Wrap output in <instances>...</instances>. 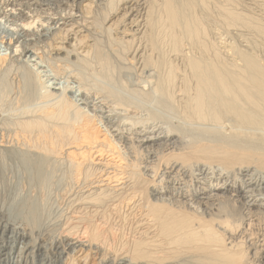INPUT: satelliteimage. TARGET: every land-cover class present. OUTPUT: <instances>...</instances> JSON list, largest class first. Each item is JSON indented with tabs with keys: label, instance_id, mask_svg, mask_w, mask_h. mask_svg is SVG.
Masks as SVG:
<instances>
[{
	"label": "bare ground",
	"instance_id": "6f19581e",
	"mask_svg": "<svg viewBox=\"0 0 264 264\" xmlns=\"http://www.w3.org/2000/svg\"><path fill=\"white\" fill-rule=\"evenodd\" d=\"M0 17L42 27L15 23L0 69L54 49L48 66L68 71L80 95L20 75L11 108L21 116L0 122V264H10L7 234L11 247L32 239L33 214L54 201L65 235L50 243L56 259L24 243V253L43 248L38 264H58L83 239L95 264H264V207L246 204L240 176L254 167L248 182L264 183V0H0ZM67 24L84 33L69 38ZM97 105L123 114L112 122ZM121 121L160 122L164 135L126 133ZM213 167L211 183L194 175L217 176ZM12 177L26 196L9 190ZM25 198L38 206L29 214Z\"/></svg>",
	"mask_w": 264,
	"mask_h": 264
},
{
	"label": "rangeland",
	"instance_id": "374dc122",
	"mask_svg": "<svg viewBox=\"0 0 264 264\" xmlns=\"http://www.w3.org/2000/svg\"><path fill=\"white\" fill-rule=\"evenodd\" d=\"M88 4V1H85V2H83L82 3V5H83V8H81V11H83V10H85V7H86V5ZM9 8V7H8ZM25 11V13H26V11H28V9H24ZM67 11V10H66ZM72 12H76V10H73ZM42 16H44V15H42ZM57 16V15H56ZM110 16H113V15H110ZM12 19V20H11ZM9 18V20H7V18H2L1 19V17H0V54H10V52H11V56L13 55V53H12V50L14 49V46L17 44H15V45H13L12 47H9L10 45H8V42H9V38L11 39V40H15V38H16V36H17V34H13V33H15L16 31H15V23H16V26H17V28H20V27H23L24 25H23V23L22 22H20V21H16L17 19H13V18ZM39 23H35L32 27H28V29L26 28V26H24L23 28H26L27 30H32L33 28L35 29V27H37V25H38ZM49 24V27L50 28H52V27H57V26H60V24H56V25H54V24H50V23H48ZM44 25V27L45 26H47V23H44L43 24ZM72 26V27H71ZM39 28V29H38ZM65 29H64V33H66V34H68L69 33V38H70V36H71V34L73 33V32H75V31H77V34L79 33V35H82L84 32H83V29L82 28H77V26L76 25H72V24H67L65 27H64ZM37 29L38 30H40V29H42V27H37ZM81 29V30H80ZM11 30H13V31H11ZM14 35V36H13ZM225 35V38H227V39H230L229 38V36L230 35H228V36H226V34H224ZM232 35V34H231ZM10 36V37H9ZM13 37H15V38H13ZM57 42H59V41H57ZM57 44L55 43L54 44V46H56ZM245 43H242L241 44V48H246L245 46ZM44 47V46H43ZM41 47L40 49H42V50H44V48L48 51V48L47 47ZM46 50H44L43 52H45V54L43 55L44 57H43V59H47L48 60V62H47V60L45 61L44 60V62L43 61H40L38 58H37V56L36 55H32L31 54V56H30V53L27 55V57L29 58V61H27V62H24V61H22V62H20V61H9V62H7V65L5 66V68L6 69H4V67L3 68H1L2 70H3V72H2V70L0 69V116H1V118H0V122H1V119H2V121L4 122L5 120V122H9V121H13V120H15L16 119V117H19V116H21V115H19V114H15L14 113V110H12V108L15 106L16 107V99L18 98V97H20L21 95H19V88H20V84H21V82H20V80L22 79V77H20V75H21V73L23 72V71H26V69L27 70H29V69H31V70H29V71H31L32 73H38L39 74V76L41 77V79H42V81H43V84H45V86L46 87H48L49 89L50 88H62L65 84V86H70L69 87V89H71V93H69V95L74 99H76L75 101L76 102H78V103H80V101H79V99H80V95H79V91H77V83L75 82V80H73L71 77H68V71H66V73H64L65 75H67L65 78H64V76L65 75H59V76H56V74H54V72H53V68H51V67H49L48 66V63H49V61H50V64L53 62V60H51L53 57H51V53H55V50L53 49V50H51V53L50 54H48L47 52H46ZM81 49H79V51H80ZM223 50V49H222ZM57 53V52H56ZM258 54H261L260 53V51H259V53ZM264 54V51L262 52V55ZM30 56V57H29ZM45 57H47V58H45ZM48 58H50V59H48ZM63 60V59H62ZM62 60H60V61H62ZM66 60V59H65ZM67 60H70L69 61V63L68 64H75L74 62H72L73 61V59L72 58H70V59H67ZM64 61V60H63ZM38 62V63H37ZM43 62V63H42ZM42 63V64H41ZM47 63V64H46ZM61 63V65H66V61H64V62H59V64ZM13 64V66L11 67V65ZM35 64V65H34ZM49 64V65H50ZM7 66H9V68L7 67ZM12 69H11V68ZM264 67V66H263ZM8 68V69H7ZM49 68V69H48ZM78 68V67H77ZM9 69H11L10 71H9ZM23 69V70H22ZM52 69V70H51ZM6 70H8L7 72H6ZM17 70V71H16ZM46 70V71H45ZM18 72V73H17ZM6 73V74H5ZM10 73V74H9ZM15 74V75H14ZM48 74V75H47ZM11 76V77H10ZM16 76V77H15ZM51 76V77H50ZM8 77V78H7ZM68 77V78H67ZM54 78V79H53ZM67 78V80H65ZM18 80L19 82H17L16 80ZM59 80V81H58ZM13 83H12V82ZM66 81H67V83H66ZM74 81V82H73ZM5 83V84H4ZM19 83V84H18ZM7 85V86H6ZM9 85V86H8ZM18 85V86H17ZM59 85V86H58ZM5 88H4V87ZM52 86V87H51ZM11 87V88H10ZM18 89H17V88ZM3 89H7L6 91L7 92H4V93H6V94H4V95H2L3 94V91H1V90H3ZM10 89V90H9ZM15 89H17L18 90V92H17V90H15ZM30 90H31V88H30ZM73 90V91H72ZM76 90V91H75ZM10 91H12V92H10ZM31 92V91H30ZM33 92H35L34 90H32V93ZM23 93V92H22ZM24 93L26 94V91H24ZM38 94V91H36L35 93H33V95L34 96H36ZM24 95V94H23ZM32 95V94H31ZM25 96V95H24ZM33 96V97H34ZM32 98V97H31ZM10 100H14V101H10ZM36 101V100H35ZM38 101V100H37ZM37 101L35 102V104L37 103ZM12 104H14V102H15V105H12ZM11 104V105H10ZM10 105V107H8ZM19 105V104H18ZM81 106H82V104H81ZM12 107V108H11ZM14 107V108H15ZM18 107V106H17ZM11 110V111H9V109ZM97 108L99 109V110H102L101 112H100V114H102L103 116H107L112 122H115V121H117V120H120V117H118L117 115H114V114H116V113H119L118 115H120L121 113L123 114V111H121V110H119V109H115L114 110V112H108V110H106L105 108H103L102 107V109H100L101 107H99L98 105H97ZM4 109V111H2ZM7 109V110H6ZM98 109H97V111H98ZM6 111H9V112H7L6 113ZM13 111V112H12ZM103 112H105V113H103ZM8 113H9V116H8ZM10 113H12V114H10ZM6 114H7V116H6ZM108 114V115H107ZM10 115H12L11 117H10ZM15 115V116H14ZM110 115V116H109ZM3 116V117H2ZM6 118H5V117ZM117 116V117H116ZM139 116V114L137 115V117ZM7 117H8V120H7ZM9 117H10V119H9ZM110 117H114V118H110ZM144 117H146V115H145V113H142V115H141V118H144ZM116 118V119H115ZM126 123L127 122H125V124H124V122L122 123V121L120 122V126L123 128V131H126V133H130L131 131H133V132H136L137 134H140L141 136H146V137H148V138H157V136L159 135V137H162L163 135H164V129H165V125H163L162 123H160V125H159V123L158 124H156V126L154 125L153 126V123H151V124H149V123H147V124H144V127L142 128V127H140V126H138V127H136V128H133V126H130V125H126ZM122 124V125H121ZM162 125V126H161ZM152 126V127H151ZM162 127V128H160V127ZM164 126V127H163ZM148 127V128H147ZM130 129V130H126V129ZM155 128V129H154ZM135 129V130H134ZM140 129V130H139ZM145 129V130H144ZM153 129V130H152ZM130 131V132H129ZM140 131V132H139ZM150 136V137H149ZM37 160V161H40V159L38 158V156L36 157V156H32V160ZM31 160H29V163L31 164ZM205 168V167H204ZM203 168V169H204ZM213 173H215V172H217V176H216V174H211V172H212V170L210 169H208V170H206L205 169V174H202L203 176H207V178H209V179H207L206 177H205V179H206V181L205 180H203V179H201L203 176L201 175V174H199L198 175V171H195L194 172V175L195 176H197L198 177V179H199V181H201V182H207V181H209V183H211V181L214 179V177L216 178V177H218L219 176V174L221 173H219V171L218 170H220L221 168H219V167H213ZM30 171H33L34 172V174L35 173H37L38 172V170H36V171H34V170H31V168H30ZM207 171V172H206ZM210 174H209V173ZM219 173V174H218ZM254 173H258L257 172V169H255L254 167H252V168H250V170L249 171H246L244 174H246V175H240L241 177L242 176H244L243 178H244V180H246V182L241 186V194H242V197L244 196V200L246 201V204H249V205H251V203H253V204H255V205H258V203H259V205L261 206V207H264V183H260V184H257V182L255 183V182H248V179L247 178H249V176L252 174V176L253 175H256V174H254ZM248 176V177H247ZM211 178V179H210ZM14 180V181H13ZM7 185H8V187H9V190L10 189H12V193H13V191L14 192H16L17 190H20V189H18V188H16L15 187V185H11L10 183H15L16 184V182H18V180L16 181V177H12L10 180L9 179H7ZM9 183V184H8ZM12 183V184H13ZM215 183V182H214ZM11 185V186H10ZM58 187V186H57ZM17 189V190H16ZM19 193L20 194H23V193H25L24 191H23V193H22V190H20L19 191ZM54 193H56V191L54 192ZM212 193V191L210 190V194ZM258 194V195H257ZM24 196H26V193L25 194H23ZM250 195H256L257 196V201H250V199H251V196ZM25 199H27V202L25 203V206L27 207V211H26V213L27 214H29L28 213V210L30 211V212H32V210L34 209V211L36 210V208H38V206H37V203L35 204L33 201H29L28 202V198H25ZM258 205V206H259ZM50 208V207H49ZM52 209V210H51ZM51 209L50 210H47L46 209V215L45 216H43L45 213L43 212V214L41 215V214H39V211L37 212V216H34V214H33V217H35L34 219H33V221H36L37 223H36V226H41V228H40V230H38L37 228H34V226H33V228L35 229H33V231L31 232V236H32V239H29V238H25V239H16V243L13 245L12 244V247H11V240H12V238L11 237H8L9 235H10V233H8L7 234V240L8 241H10L9 242V246L7 247V249H6V251L7 252H10L11 253V255H10V264L12 263V264H22L24 261H28L29 262V264H31L32 262L33 263H35V264H38V263H40V261H41V259H42V257H43V254H44V252L42 251L43 250V248L42 249H40V248H38V246L39 245H46L47 247H48V249H46V253H47V256L48 257H50V259H56V257L54 256V252L56 251V250H58L59 251V249L57 248L59 245L58 244H56V248L54 249V247H53V245H51L53 242H57L58 240H61V238L65 235V233H63V232H60V231H62L61 230V228L59 227V224H60V220H61V217H60V212H59V206H58V204L56 203V201H54V204L52 205V207H51ZM48 211V212H47ZM47 213H48V216H47ZM50 213V214H49ZM39 214V215H38ZM57 215V216H56ZM28 216V215H27ZM59 216V217H58ZM29 217V216H28ZM43 219H42V218ZM49 217V218H48ZM40 218V219H39ZM44 220H46V222L44 221ZM40 221V222H39ZM52 221V222H51ZM58 222V223H57ZM43 225V226H42ZM27 228H29L28 226H26ZM59 227V228H58ZM53 229H55V230H53ZM37 230V231H36ZM60 230V231H59ZM58 231V232H57ZM52 232H54V233H52ZM57 232V233H56ZM38 234H39V236H38ZM47 234V235H46ZM49 234V235H48ZM51 234V235H50ZM64 234V235H63ZM45 235V236H44ZM57 236V237H56ZM61 236V237H60ZM48 237V238H47ZM51 239V240H50ZM43 242H42V241ZM79 240V239H78ZM81 240V239H80ZM84 240L85 239H83V240H81V242H83L84 243V245L79 249V250H72V249H67L66 251V253H68V254H65V256L63 257V260L61 259L60 261H59V263L60 264H68V262L70 261V259H74L73 261L74 262H76L75 264H95L96 262V260H97V258L96 257H98L97 255H95L94 254V252H93V250L92 249H90L87 245H88V242H84ZM46 241V242H45ZM27 242H28V246L30 245V244H34L35 242L37 243H35L34 245H38L37 247H35V248H33V250L31 251V248H29L25 253H24V251L27 249V247L25 246V248H24V243H26L27 244ZM32 242V243H31ZM39 243V244H38ZM43 243V244H42ZM51 243V244H50ZM49 245V246H48ZM51 246V247H50ZM76 249H78V248H76ZM90 249V250H89ZM9 250H11V251H9ZM41 250V251H40ZM49 250H50V252H49ZM61 250V249H60ZM19 251H20V254H18L19 253ZM28 251L30 252V253H28ZM18 252V253H17ZM23 252V253H22ZM16 253V254H15ZM27 253H28V255H27ZM34 253V254H33ZM38 253V254H37ZM88 253V254H87ZM93 253V254H92ZM92 254V255H91ZM20 255V256H19ZM28 257H27V256ZM39 255V256H38ZM13 256H14V258H13ZM17 256V257H16ZM32 256H33V258H32ZM92 256V257H91ZM22 257V258H21ZM52 257V258H51ZM84 257H85V263H84V261H83V259H84ZM87 257V258H86ZM37 260H36V259ZM41 258V259H40ZM25 259V260H24ZM16 260H18V261H16ZM24 260V261H23ZM34 260V261H33ZM15 261V262H14ZM27 262V263H28ZM95 262V263H94ZM58 263V264H59ZM24 264V263H23Z\"/></svg>",
	"mask_w": 264,
	"mask_h": 264
}]
</instances>
